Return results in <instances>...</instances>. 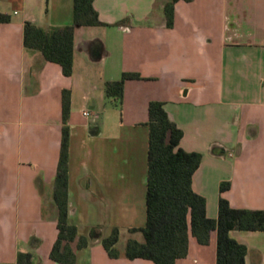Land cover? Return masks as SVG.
Returning a JSON list of instances; mask_svg holds the SVG:
<instances>
[{"label": "crops", "instance_id": "0c3cea01", "mask_svg": "<svg viewBox=\"0 0 264 264\" xmlns=\"http://www.w3.org/2000/svg\"><path fill=\"white\" fill-rule=\"evenodd\" d=\"M94 0L105 25H76L73 73L24 45V21L50 28L73 23V0H0V264H60L54 180L61 151L62 93L69 115V222L88 245L77 264H156L124 255L144 241L148 106L164 103L182 129L180 146L202 154L193 189L217 218L221 196L233 207L264 210V0ZM128 78L121 99L105 83ZM91 114L86 116L84 111ZM230 187L220 191V184ZM119 228L111 257L103 238ZM123 232L128 235L121 237ZM246 264H264V230L232 229ZM208 244L190 235L186 264H216ZM76 247V241L73 243Z\"/></svg>", "mask_w": 264, "mask_h": 264}, {"label": "trees", "instance_id": "16d2710c", "mask_svg": "<svg viewBox=\"0 0 264 264\" xmlns=\"http://www.w3.org/2000/svg\"><path fill=\"white\" fill-rule=\"evenodd\" d=\"M165 4L168 25L173 23L175 3ZM189 1V0H188ZM94 0H73V23L44 28L31 20L24 21L25 47L40 51L45 59L58 63L65 75L73 73L74 32L76 25H105L94 7ZM11 21V16L0 12V22ZM138 73L125 72L119 80L105 83L108 97L121 99L128 78H139ZM71 91L62 93V140L53 198L57 207V238L50 256L60 264H77L75 248L88 245V238L79 236L78 227L69 222V139L68 124ZM149 128L148 176L146 194V224L140 228L144 241L127 240L124 255L130 259L144 258L156 264L182 263L189 251L193 235L201 244H208L211 232H217L216 264H246L247 246L230 236V230H264V210L233 207L229 200L219 199L218 217L207 215L206 199L193 189V175L201 163L202 154L180 146L182 129L173 121L164 103L153 100L148 106ZM230 187L229 181L220 184V191ZM119 228L102 242L111 257L121 254L116 243ZM76 241V247L73 243ZM17 264H33L31 252H19Z\"/></svg>", "mask_w": 264, "mask_h": 264}, {"label": "built area", "instance_id": "2783aa9c", "mask_svg": "<svg viewBox=\"0 0 264 264\" xmlns=\"http://www.w3.org/2000/svg\"><path fill=\"white\" fill-rule=\"evenodd\" d=\"M84 114H85L86 116H89L91 113H90L88 110H85V111H84Z\"/></svg>", "mask_w": 264, "mask_h": 264}, {"label": "rangeland", "instance_id": "374dc122", "mask_svg": "<svg viewBox=\"0 0 264 264\" xmlns=\"http://www.w3.org/2000/svg\"><path fill=\"white\" fill-rule=\"evenodd\" d=\"M127 235H128L127 232H123L122 235H121V237L124 238V237L127 236Z\"/></svg>", "mask_w": 264, "mask_h": 264}]
</instances>
